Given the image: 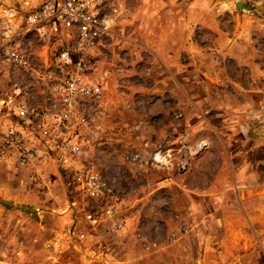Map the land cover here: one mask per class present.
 <instances>
[{
  "label": "rangeland",
  "instance_id": "1",
  "mask_svg": "<svg viewBox=\"0 0 264 264\" xmlns=\"http://www.w3.org/2000/svg\"><path fill=\"white\" fill-rule=\"evenodd\" d=\"M109 1L112 35L86 59L105 133L82 161L119 196L124 230L104 216L110 197L80 195L48 149L25 167L0 159V264H264L250 229L264 230V0ZM20 44L47 77L16 80L41 97L60 42Z\"/></svg>",
  "mask_w": 264,
  "mask_h": 264
},
{
  "label": "built area",
  "instance_id": "2",
  "mask_svg": "<svg viewBox=\"0 0 264 264\" xmlns=\"http://www.w3.org/2000/svg\"><path fill=\"white\" fill-rule=\"evenodd\" d=\"M116 12L109 0H0V80H15L8 92L0 94V159L25 167L40 149H48L49 160L58 162L80 195L110 197L104 216L120 233L124 223L119 196L82 161L86 146L105 133L103 93L88 78L86 59L112 35ZM23 33H36L43 43L60 42L55 57L59 74L50 92L41 97L16 80L15 71L41 81L47 77L22 48ZM170 160L171 155L161 151L153 157L156 166ZM87 219L98 222L91 214Z\"/></svg>",
  "mask_w": 264,
  "mask_h": 264
},
{
  "label": "crops",
  "instance_id": "3",
  "mask_svg": "<svg viewBox=\"0 0 264 264\" xmlns=\"http://www.w3.org/2000/svg\"><path fill=\"white\" fill-rule=\"evenodd\" d=\"M250 229L252 230V234L254 235L255 239H257L259 237L258 239H261L262 240L260 243H258L257 240H255L253 242L254 248H260L261 250L264 251V230L263 231H261V229L260 230H257L256 227H255V225L251 226ZM94 235H96V234H94ZM238 248H239V246H235L232 250L234 251V250H237ZM232 255L235 256V253H233ZM236 260H241V259H239V258L237 259L236 257H234V258H232V257H225L223 259V261H221V264H231V263L233 264V262L235 264H237L236 263ZM81 264H112V263H110L109 261H107V259H105V258H102V259L98 258V259H94L93 262L92 261H88V263H81ZM124 264H128V261H127V257L126 256H124ZM192 264H195V263H192ZM198 264H210V263H208V261L204 257H202V258H200Z\"/></svg>",
  "mask_w": 264,
  "mask_h": 264
},
{
  "label": "water",
  "instance_id": "4",
  "mask_svg": "<svg viewBox=\"0 0 264 264\" xmlns=\"http://www.w3.org/2000/svg\"><path fill=\"white\" fill-rule=\"evenodd\" d=\"M238 7L242 8L243 7L242 3H238Z\"/></svg>",
  "mask_w": 264,
  "mask_h": 264
}]
</instances>
